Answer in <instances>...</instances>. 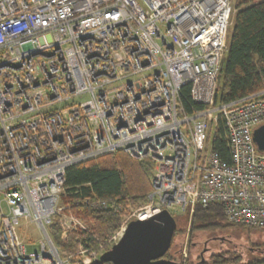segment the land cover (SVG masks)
Returning a JSON list of instances; mask_svg holds the SVG:
<instances>
[{
	"label": "built area",
	"instance_id": "2783aa9c",
	"mask_svg": "<svg viewBox=\"0 0 264 264\" xmlns=\"http://www.w3.org/2000/svg\"><path fill=\"white\" fill-rule=\"evenodd\" d=\"M234 12L232 0H0V264L99 260L103 246L64 252L50 228L62 240L90 232L63 204L66 172L118 152L155 169L147 205L129 216L115 198L80 202L126 216L111 248L133 220L198 206L264 230V87L217 102ZM220 123L228 160L213 146ZM23 221L43 235L38 252Z\"/></svg>",
	"mask_w": 264,
	"mask_h": 264
},
{
	"label": "trees",
	"instance_id": "16d2710c",
	"mask_svg": "<svg viewBox=\"0 0 264 264\" xmlns=\"http://www.w3.org/2000/svg\"><path fill=\"white\" fill-rule=\"evenodd\" d=\"M234 14L228 34V50L221 66L217 102L225 103L241 99L263 90L264 87V0H232ZM188 91L184 94V104L190 110L191 100ZM214 149L229 159L227 133L222 123L216 129L213 138ZM154 162H137L128 155L118 152L95 161L70 167L66 172L63 204L69 206V213L92 220L89 233H78L62 240V234L55 223L50 233L64 252H75L81 242L89 241L91 246H103L105 254L111 252L109 240L122 226L123 216L110 211L92 210L80 202L83 199H118L126 208H138L148 203L151 192ZM176 222L177 218L174 216ZM243 229L256 230L230 225L225 218L222 205L208 208L198 206L192 216V230ZM179 232L178 223L174 239ZM165 259L173 262L182 260V254H173L172 247ZM193 261L188 264H244L241 259L228 253L214 254L209 262ZM107 264H111L110 262ZM264 264V263H248Z\"/></svg>",
	"mask_w": 264,
	"mask_h": 264
},
{
	"label": "rangeland",
	"instance_id": "374dc122",
	"mask_svg": "<svg viewBox=\"0 0 264 264\" xmlns=\"http://www.w3.org/2000/svg\"><path fill=\"white\" fill-rule=\"evenodd\" d=\"M79 100L81 102L86 101L88 100V96H82ZM135 161L143 162L138 160ZM152 180L153 178L150 182L151 190ZM146 205L147 203L138 208L127 206L125 208L126 213L124 214L129 216L131 211L143 208ZM123 217L125 218L126 216ZM82 218L86 222L89 220L88 223L90 227H93L92 220L86 217ZM176 218L179 232L173 241L171 251L173 254L183 255V251H186L193 261H201V259H203L206 262H209L211 256L214 254L228 253L231 256L234 255L239 257L241 259V263L244 264L252 262L264 263V230L251 231L243 229H209L193 231L192 216L190 214L186 213L185 215L176 216ZM19 233L26 239L28 250L30 252L34 253L39 251L43 235L38 231L35 225L23 221L20 224Z\"/></svg>",
	"mask_w": 264,
	"mask_h": 264
},
{
	"label": "water",
	"instance_id": "95a60500",
	"mask_svg": "<svg viewBox=\"0 0 264 264\" xmlns=\"http://www.w3.org/2000/svg\"><path fill=\"white\" fill-rule=\"evenodd\" d=\"M258 151L264 153V126L254 132ZM177 222L169 211L147 220L131 221L120 242L93 264H181L165 259Z\"/></svg>",
	"mask_w": 264,
	"mask_h": 264
},
{
	"label": "crops",
	"instance_id": "0c3cea01",
	"mask_svg": "<svg viewBox=\"0 0 264 264\" xmlns=\"http://www.w3.org/2000/svg\"><path fill=\"white\" fill-rule=\"evenodd\" d=\"M24 240H25V242H26V239L24 238V237H22Z\"/></svg>",
	"mask_w": 264,
	"mask_h": 264
},
{
	"label": "flooded vegetation",
	"instance_id": "af4514ba",
	"mask_svg": "<svg viewBox=\"0 0 264 264\" xmlns=\"http://www.w3.org/2000/svg\"><path fill=\"white\" fill-rule=\"evenodd\" d=\"M205 262V261H204Z\"/></svg>",
	"mask_w": 264,
	"mask_h": 264
}]
</instances>
